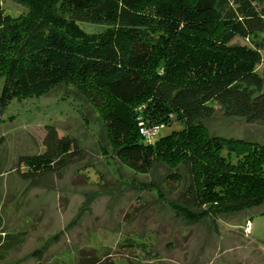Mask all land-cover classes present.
I'll return each mask as SVG.
<instances>
[{
  "label": "trees",
  "instance_id": "1",
  "mask_svg": "<svg viewBox=\"0 0 264 264\" xmlns=\"http://www.w3.org/2000/svg\"><path fill=\"white\" fill-rule=\"evenodd\" d=\"M12 1L25 12L12 17L0 8V114L13 98L71 84L101 111L123 165L186 171L180 202L168 201L177 214L214 222L264 204V145L210 135L205 126L212 101L228 117L264 125L260 54L233 43L264 31V0ZM77 22L107 29L87 34ZM174 121L179 129L154 137ZM43 146L19 156L30 169L22 177L59 170L76 154L52 125Z\"/></svg>",
  "mask_w": 264,
  "mask_h": 264
},
{
  "label": "rangeland",
  "instance_id": "2",
  "mask_svg": "<svg viewBox=\"0 0 264 264\" xmlns=\"http://www.w3.org/2000/svg\"><path fill=\"white\" fill-rule=\"evenodd\" d=\"M0 8L12 17L25 12L12 0H0ZM76 26L87 34L107 29ZM233 43L259 52L256 72L262 75L264 31ZM210 105V135L264 145V125L228 117L215 101ZM0 118V264H264V204L214 222L177 214L168 201L180 202L186 171L154 163L138 173L123 165L101 111L71 84L13 98ZM47 125L72 139L76 154L59 170L24 178L30 169L18 158L44 151ZM179 128L174 121L154 137Z\"/></svg>",
  "mask_w": 264,
  "mask_h": 264
},
{
  "label": "built area",
  "instance_id": "3",
  "mask_svg": "<svg viewBox=\"0 0 264 264\" xmlns=\"http://www.w3.org/2000/svg\"><path fill=\"white\" fill-rule=\"evenodd\" d=\"M141 133L148 137L152 132H145V131L141 130Z\"/></svg>",
  "mask_w": 264,
  "mask_h": 264
}]
</instances>
